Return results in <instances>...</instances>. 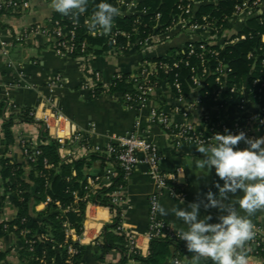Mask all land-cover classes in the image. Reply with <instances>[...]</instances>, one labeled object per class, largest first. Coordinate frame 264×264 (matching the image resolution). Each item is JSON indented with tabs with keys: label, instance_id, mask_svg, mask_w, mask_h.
<instances>
[{
	"label": "crops",
	"instance_id": "0c3cea01",
	"mask_svg": "<svg viewBox=\"0 0 264 264\" xmlns=\"http://www.w3.org/2000/svg\"><path fill=\"white\" fill-rule=\"evenodd\" d=\"M53 0H31L30 9L24 14L4 19L0 24V35L9 43V57L0 52V101L9 102L19 114L22 110L37 108L39 116L45 113L46 107L53 104V108L62 111L70 120V133L82 137L79 141L67 139L66 146L60 148V157L66 161L86 159L96 153L91 152L93 147H105L115 143L119 138L131 132H137L151 143L155 144L161 155V170L172 174L176 178L173 186L176 194L165 192L160 198V205L168 212L161 219L178 231L187 230V226L174 214L175 209L185 208L194 202L198 192H206L216 179L210 173L196 166V160L202 154L196 151L198 145L192 141L175 146L166 131L151 120V108L158 107L171 115L172 109L177 105L174 91L162 84L147 108L129 106L122 91L113 92L114 78L117 75L130 74L136 76L145 61L155 62L167 59L173 51L183 47L188 42L199 41L201 36L191 35L187 30L176 29L169 35L159 36L151 43L149 48L133 50L129 53L109 51L101 56L71 58L59 56L53 46L43 37L29 32L30 28L44 24L59 12L52 7ZM12 62V65H9ZM99 75V82L96 81ZM97 86L94 89L95 84ZM192 94L190 91L189 96ZM264 107V101H255L247 112L241 113L235 104L221 108L215 99L204 100L190 115L189 122L203 126L202 119L209 114L217 122H234L255 116ZM176 119L174 115H171ZM8 115L5 119H10ZM3 121L0 120V138L3 137ZM14 143L8 148H0V161L3 158L22 165L27 173L28 159L25 156L21 140L26 139L33 145L40 146V127L34 124H24L18 119L14 121ZM52 137V136H51ZM51 139H55L52 137ZM94 160L91 166L85 169V180L88 185L95 176L102 177V182L109 187L113 178L118 174V165L113 158L104 154ZM76 176V171H73ZM210 176V177H209ZM110 177V180L108 179ZM223 182L221 181V184ZM93 195L95 194V190ZM212 191H216L212 188ZM157 193L155 182L149 177L147 167H138L126 180L122 189V202L116 207L118 212L109 207L99 206L92 202V195L87 194L83 200L86 209L82 233L71 227L69 241H72L86 251L81 264H118L121 255L117 251L105 254L102 250L103 235L107 227L120 220L123 232L115 228L116 235H135L139 238L142 257L149 254L150 242L147 238L149 227V197ZM232 197V203L241 216H247L245 210L240 209ZM6 197L5 204L0 209V225L15 223L19 217V208L14 203L12 195L6 194L1 175L0 164V198ZM184 199L185 204L179 199ZM76 196V203L80 202ZM47 204L41 202L35 206L33 218L41 223L38 213L45 212ZM67 211H65L66 213ZM119 215L116 219L115 215ZM218 215L216 210L212 211ZM223 214V213H221ZM207 213L201 209L200 219H205ZM253 228L260 227L264 236V208L258 209L251 216ZM214 219L212 223H215ZM9 227V226H8ZM12 227V230H11ZM5 235L0 236V252L7 257L0 264H21L20 252L24 242L17 233V226L12 224ZM43 228V226H41ZM5 228V227H4ZM23 235H25L22 232ZM40 231L35 236H39ZM42 235L50 238V232L44 230ZM41 235V236H42ZM104 255V260L99 258ZM172 259L166 264H171ZM249 264H264L258 259H250Z\"/></svg>",
	"mask_w": 264,
	"mask_h": 264
},
{
	"label": "built area",
	"instance_id": "2783aa9c",
	"mask_svg": "<svg viewBox=\"0 0 264 264\" xmlns=\"http://www.w3.org/2000/svg\"><path fill=\"white\" fill-rule=\"evenodd\" d=\"M142 1L120 0V15L126 17L145 15L146 11L141 12L138 10V6ZM179 1L181 4L187 2L186 5L179 6L180 14L165 29L161 28V15L158 14L157 26L154 28L155 32L144 42L142 48H149L157 37L169 35L179 26L181 30H187L191 35L198 34L201 36L200 40L186 43L178 49L174 57L168 58L169 61L167 63L145 61L141 67V69L143 68L141 75L133 77L134 82L137 84L135 88L137 94L135 96L126 94V103L131 107L139 106L141 108H147L152 100L153 94L156 93L162 84L174 91L177 105L172 109L171 115L177 118L173 119L170 114L165 113L160 108L152 107L151 120L153 123H158L166 131L175 146H180L188 141H192L198 146H205L209 143L214 144L215 141L212 139L213 135L223 133L225 129H230L234 133L243 131L248 137L264 136V107L255 116H251L245 120L217 122L207 114L202 119V127L189 122L190 115L195 108L207 99L212 98L219 101L221 108L233 103L241 113L247 112L255 101H264V78L256 75L257 64H259L261 56L253 53L249 54L248 59L253 60L252 69L243 83L232 82L233 69L222 58V51L228 46L246 40L248 37L246 27L250 23L253 21L263 22L261 17L264 15V0H245L234 6L231 15L223 14L221 17H214L212 14L203 15L201 9L207 6L218 8L220 2L223 0ZM30 5L31 0H0V11L22 15L30 9ZM85 23L92 27V17H87ZM77 27V22H71V26L68 27L62 24L61 21L54 20V17H52L44 24L31 27L29 32L43 37L53 46L59 56H67L76 51L75 40ZM90 35L94 37L104 36L114 44H116L119 36L127 37V39L130 38L126 32L117 30V26L113 22L107 31L100 26L96 28L92 27ZM249 35L252 36V33ZM261 38L264 43V34ZM82 50H85V44H82ZM133 50L136 49L133 48L130 52ZM113 51L123 53L118 49ZM0 52L5 57H9L10 45L1 35ZM261 64V73L263 74L264 58ZM9 65L11 66L12 62H9ZM181 66H185L191 71L190 80L192 87L190 90L192 94L190 96L185 94L183 85L178 78H176L173 84L159 78L161 71L168 75L175 72ZM121 76L117 75L114 79H121ZM152 77H156L157 79L153 82ZM96 80L98 83L100 80L99 75H96ZM227 99H231L232 102L228 103ZM5 103L8 108L4 112V119L8 115H12V109L14 108L9 102ZM53 107V104L47 106L44 112L50 114L43 116H39L37 108L29 109L30 116L36 122L34 125H38L41 130H45L50 138L54 137V140L61 144L60 148L66 146L67 139L71 141H79L82 139L79 135L70 133L69 125L71 122L69 118L62 111ZM21 146L28 160L34 161V156L40 154L37 150L38 146L33 145L26 139L21 140ZM240 146L243 147V143ZM1 147L3 145L0 138ZM91 152L104 154L107 157L113 158L118 167L125 173L126 180L138 167L142 165L147 167L149 177L157 186V193L149 197L150 213L147 238L149 241L154 238L178 240L176 234L179 231L167 225L161 219L158 212H153V204L157 202L160 204V198L165 192L168 191L173 195L176 194L173 188L176 184V178L174 175L161 170V155L157 146L137 132H131L119 138L115 143H110L105 147H93ZM108 179L110 180V177ZM107 184L102 182V177L95 176L91 185H88L89 187L86 189H96L97 186L109 187ZM122 189L123 187H120L111 194V203L115 207H118L122 202ZM45 203L47 205L51 203V198L48 197ZM115 217L117 219L119 215L117 214ZM64 228L66 243H69V237L72 231L70 224L66 222ZM116 230L122 233V225H118ZM253 233L252 239L245 242L243 249L250 253L248 256L249 260L258 259L264 263V236L262 229L260 227L253 228ZM42 238L46 241L49 239L44 235ZM35 243L34 240L26 241V244L30 247ZM59 248H62V245H59ZM67 248L70 255L78 253V250L71 244ZM127 248L129 249L130 257L128 264H142L133 258L135 255L142 256V249L137 236L127 235ZM43 261L44 259L42 258L41 262ZM190 262L191 259L188 256H185L182 260H172L173 264H190Z\"/></svg>",
	"mask_w": 264,
	"mask_h": 264
},
{
	"label": "trees",
	"instance_id": "16d2710c",
	"mask_svg": "<svg viewBox=\"0 0 264 264\" xmlns=\"http://www.w3.org/2000/svg\"><path fill=\"white\" fill-rule=\"evenodd\" d=\"M119 1L106 0L118 10L113 20L117 30L126 32L130 38L119 36L116 44L104 36H91L92 27L85 23L87 17L93 16L101 0H86V11L84 13L72 10L67 15L58 13L54 16V20H59L68 27L71 26V22L78 23L75 40L76 51L68 54V57L101 56L115 49L123 53H129L133 48L140 50L144 42L155 32L157 15H161V28L165 29L180 14L179 6L187 3L181 4L179 0H143L138 6V10L141 12L146 11V14L126 17L119 13ZM244 1L223 0L218 8L214 6L203 7L201 13L203 15L212 14L214 17H221L223 14L231 15L234 6ZM16 16L18 15L0 11V24L4 19ZM261 19L263 24L253 21L246 27L248 35L246 40L230 45L222 51V58L233 69V83H243L247 79L253 63V60L248 59L251 53L261 56L259 64H257L256 75L264 78V72L263 74L261 73V61L264 58V43L261 38L264 34V15ZM251 33L252 36L249 35ZM82 44H85L84 51L82 50ZM177 52L178 50L173 51L170 57H174ZM168 61L169 59L167 58L156 62L167 63ZM142 69L136 76L141 75ZM190 75L191 71L185 66H181L168 75L161 71L159 78L164 81L167 80L170 84H173L178 78L183 85L185 94L189 95L192 87ZM156 79V77H152L153 82ZM136 85L130 74L122 75L121 79H114L113 92L122 91L125 94L135 96L137 94ZM227 102L230 103L232 101L227 99ZM7 108L8 106L5 102H0V120L3 121L1 143L8 148L14 143L13 128L15 127V120L18 119L24 124H35L36 122L30 116V110L26 109L19 114H14L13 112L16 109L13 108L11 118L4 119L3 115ZM40 138L42 145L37 148L40 154L34 156V161L28 160V173L22 165L14 163L10 159L3 158L0 161L6 194L13 196L14 203L19 208V217L15 223L6 224L7 228H4L5 225H0V236L5 235L12 224L17 226L16 233L23 238L24 242L23 250L20 252L21 264H81L86 248L72 241L66 243L64 224L68 222L78 233H82L86 202L88 201H84L83 198L87 194L92 195L91 200L93 203L110 207L111 210L118 212V209L111 203V194L118 188L125 187L126 176L119 168L117 176L112 179V185L110 187L97 186L93 195L91 189H86L89 186L88 181L85 180V169L91 166L92 162L98 159L100 155H91L89 157L90 161L86 159L66 161L60 157L61 144L58 141L51 139L45 130L40 131ZM73 171H76V176L73 175ZM76 196L81 199L79 203H76ZM48 197L51 198V203L48 204L45 212L38 213V216L42 218L41 223H39L33 218L35 206L41 202H46ZM5 199L6 197L0 198V209L4 207ZM65 211L67 212L65 213ZM118 225H120V220L117 219L113 225L106 228L103 235L104 244L102 250L105 254L117 251L121 255V260L118 264H128L130 257L126 237L112 232V229L117 228ZM44 230L50 232L51 237L48 241L42 238ZM37 231H40L39 236H35ZM28 240H34L36 243L30 247L26 244ZM69 244L78 250L77 254L70 255L68 253L67 247ZM59 245H62V248H59ZM238 251L243 252L247 257L250 254L243 247L238 249ZM193 255L187 252L185 242L176 239L154 238L150 242L149 254L146 258L137 255L133 258L142 264H166L169 259L182 260L185 256L191 259ZM6 257V253L0 252V262L4 261ZM42 258L44 259L43 262H41ZM99 259L103 261L104 255ZM197 264H213V262L210 258H202Z\"/></svg>",
	"mask_w": 264,
	"mask_h": 264
},
{
	"label": "clouds",
	"instance_id": "9594fccd",
	"mask_svg": "<svg viewBox=\"0 0 264 264\" xmlns=\"http://www.w3.org/2000/svg\"><path fill=\"white\" fill-rule=\"evenodd\" d=\"M85 3L86 0H53L52 7L65 15L72 10L84 13ZM117 12L110 3L101 0L91 26L109 30ZM212 139L214 144L197 147L202 158L196 160V166L206 169L210 176L214 173L216 179L206 192L197 193L194 202L174 210L175 216L187 226L176 238L185 242L188 253L194 254L190 264H197L202 258H210L213 264H249L247 255L238 249L254 235L248 217L264 208V136L248 137L243 131L234 133L225 129L223 133L214 134ZM238 193L235 203L247 216H241L232 203V197ZM179 200L185 204L184 199ZM201 209L207 213L205 219L199 218ZM213 210L218 215L214 216ZM153 212L168 215L158 202L153 204ZM214 219L216 222L212 223Z\"/></svg>",
	"mask_w": 264,
	"mask_h": 264
},
{
	"label": "rangeland",
	"instance_id": "374dc122",
	"mask_svg": "<svg viewBox=\"0 0 264 264\" xmlns=\"http://www.w3.org/2000/svg\"><path fill=\"white\" fill-rule=\"evenodd\" d=\"M184 31V30H183Z\"/></svg>",
	"mask_w": 264,
	"mask_h": 264
}]
</instances>
